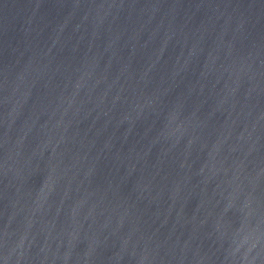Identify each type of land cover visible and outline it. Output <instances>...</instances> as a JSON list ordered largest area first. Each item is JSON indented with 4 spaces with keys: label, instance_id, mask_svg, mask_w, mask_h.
Here are the masks:
<instances>
[{
    "label": "water",
    "instance_id": "obj_1",
    "mask_svg": "<svg viewBox=\"0 0 264 264\" xmlns=\"http://www.w3.org/2000/svg\"><path fill=\"white\" fill-rule=\"evenodd\" d=\"M0 264H264V0H0Z\"/></svg>",
    "mask_w": 264,
    "mask_h": 264
}]
</instances>
